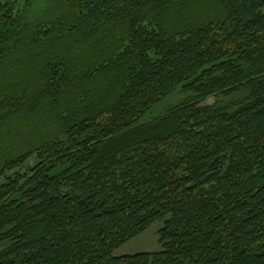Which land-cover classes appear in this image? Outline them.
Wrapping results in <instances>:
<instances>
[{
	"label": "trees",
	"instance_id": "trees-1",
	"mask_svg": "<svg viewBox=\"0 0 264 264\" xmlns=\"http://www.w3.org/2000/svg\"><path fill=\"white\" fill-rule=\"evenodd\" d=\"M0 264H264V0H0Z\"/></svg>",
	"mask_w": 264,
	"mask_h": 264
},
{
	"label": "rangeland",
	"instance_id": "rangeland-1",
	"mask_svg": "<svg viewBox=\"0 0 264 264\" xmlns=\"http://www.w3.org/2000/svg\"><path fill=\"white\" fill-rule=\"evenodd\" d=\"M181 99L180 95H172L168 97L157 109H155L154 114L160 113L167 106L178 102ZM162 221H157L148 230L139 235L138 237L130 240L121 248L116 251V255L123 254H134L141 251H156L161 249V244L159 243L158 231L162 226Z\"/></svg>",
	"mask_w": 264,
	"mask_h": 264
}]
</instances>
